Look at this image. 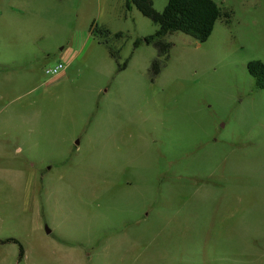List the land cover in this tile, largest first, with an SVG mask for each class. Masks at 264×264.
I'll return each mask as SVG.
<instances>
[{"label": "rangeland", "instance_id": "rangeland-1", "mask_svg": "<svg viewBox=\"0 0 264 264\" xmlns=\"http://www.w3.org/2000/svg\"><path fill=\"white\" fill-rule=\"evenodd\" d=\"M215 1L155 74L126 0H0V264H264V0Z\"/></svg>", "mask_w": 264, "mask_h": 264}, {"label": "trees", "instance_id": "trees-1", "mask_svg": "<svg viewBox=\"0 0 264 264\" xmlns=\"http://www.w3.org/2000/svg\"><path fill=\"white\" fill-rule=\"evenodd\" d=\"M154 0H126V7L130 9L135 6L143 15L150 18L157 26L154 33L138 38L134 46H139L142 42L153 44L159 53V57L152 62V70L155 74L161 71L163 61L169 56V51L173 45L172 41L165 39V36L173 32L180 31L191 35L200 42L206 41L212 34L218 19L228 18L230 13L224 10L215 0H168L162 11L155 9ZM97 34L106 38L111 31L105 26H96ZM121 33H115L120 36ZM111 55L117 58V51L111 46ZM127 66V60L120 69ZM249 74L254 78L258 88L264 89V63L261 60L250 61L247 65ZM17 242L15 238L0 239V243ZM24 249L19 243V260L23 258Z\"/></svg>", "mask_w": 264, "mask_h": 264}, {"label": "built area", "instance_id": "built-area-1", "mask_svg": "<svg viewBox=\"0 0 264 264\" xmlns=\"http://www.w3.org/2000/svg\"><path fill=\"white\" fill-rule=\"evenodd\" d=\"M63 66V63H59L55 67L47 69L46 72L49 74H57L63 68Z\"/></svg>", "mask_w": 264, "mask_h": 264}, {"label": "crops", "instance_id": "crops-1", "mask_svg": "<svg viewBox=\"0 0 264 264\" xmlns=\"http://www.w3.org/2000/svg\"><path fill=\"white\" fill-rule=\"evenodd\" d=\"M59 63H63V68L59 71V73L57 74H51L52 77H57V76H60L61 74H63V70H65L67 68V65H68V61H61Z\"/></svg>", "mask_w": 264, "mask_h": 264}, {"label": "water", "instance_id": "water-1", "mask_svg": "<svg viewBox=\"0 0 264 264\" xmlns=\"http://www.w3.org/2000/svg\"><path fill=\"white\" fill-rule=\"evenodd\" d=\"M77 143H78V141H77ZM47 231H50V230L47 228Z\"/></svg>", "mask_w": 264, "mask_h": 264}]
</instances>
